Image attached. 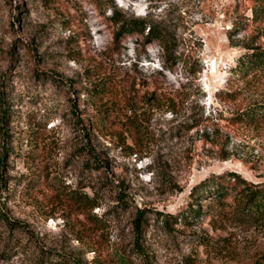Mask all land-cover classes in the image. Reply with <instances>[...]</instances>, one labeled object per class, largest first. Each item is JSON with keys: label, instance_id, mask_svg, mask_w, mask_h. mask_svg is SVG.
Segmentation results:
<instances>
[{"label": "rangeland", "instance_id": "obj_1", "mask_svg": "<svg viewBox=\"0 0 264 264\" xmlns=\"http://www.w3.org/2000/svg\"><path fill=\"white\" fill-rule=\"evenodd\" d=\"M253 6L0 0V264H250L264 253V226L191 194L228 170L264 181V124L233 120L264 102V71L236 70L248 46L264 47V13L255 19ZM115 8L165 30L170 53L131 34L104 56ZM89 63L136 83L123 122L86 135ZM155 87L157 98L147 96ZM130 117L142 133L126 128ZM138 210L148 220L142 252Z\"/></svg>", "mask_w": 264, "mask_h": 264}, {"label": "trees", "instance_id": "obj_2", "mask_svg": "<svg viewBox=\"0 0 264 264\" xmlns=\"http://www.w3.org/2000/svg\"><path fill=\"white\" fill-rule=\"evenodd\" d=\"M254 3L252 8L253 16L259 19L264 13V0H248ZM110 22L114 25L113 42L106 47L103 55L111 56L108 49L113 44H118L126 35H143L148 43L158 41L164 55L170 53V39L165 30L156 24L147 22L145 19L136 17H127L118 9H112ZM247 51L242 54L236 65V70L240 71L244 77L252 73L264 71V47L262 45L248 46ZM95 60V58H94ZM102 64V62H98ZM89 63L80 73L87 82L85 94L90 99L91 106H94V117L88 121V128L82 127L84 133L91 134L92 130L104 131L111 129L116 122H123L119 115V107L123 97H127L131 91L135 90V78H118L113 72L102 71L99 64ZM164 66L168 67L164 60ZM158 87L152 90L147 89L146 94L149 97L157 98ZM228 95V93H226ZM229 96L235 97V92H229ZM78 123L83 122L79 115H76ZM126 124L127 129H131L138 134L143 132L139 121L129 118ZM235 123L246 126H256L264 124V102H257L249 105L247 108L236 113ZM103 124L104 126L100 125ZM101 126V128L99 127ZM201 191H203L202 195ZM195 201L198 196L210 198L207 205H220L224 209L227 205H234L231 214L236 221L241 224H251L264 226V181L254 182L245 178L241 173L228 170L223 173H212L205 177L201 182L193 187L191 192ZM82 206L87 205L82 201ZM191 205H193L191 203ZM200 205V204H197ZM200 208V207H199ZM220 209V210H222ZM215 212H218L216 210ZM223 212V211H222ZM221 215V212L217 213ZM148 220L145 210H138L134 221V228L137 237V248L142 252L140 238L143 235ZM166 225H170L169 219L165 220ZM250 264H264V253L255 257Z\"/></svg>", "mask_w": 264, "mask_h": 264}]
</instances>
